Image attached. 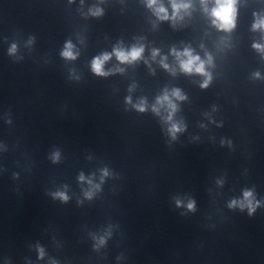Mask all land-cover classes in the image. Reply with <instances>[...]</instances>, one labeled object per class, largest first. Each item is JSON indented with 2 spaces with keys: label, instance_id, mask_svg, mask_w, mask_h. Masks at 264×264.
Instances as JSON below:
<instances>
[{
  "label": "clouds",
  "instance_id": "1",
  "mask_svg": "<svg viewBox=\"0 0 264 264\" xmlns=\"http://www.w3.org/2000/svg\"><path fill=\"white\" fill-rule=\"evenodd\" d=\"M212 3L211 8L208 7L209 3ZM146 6L152 11L153 15L159 21H170L173 26L182 21L186 15L190 14V9L192 7L191 0H168V5L171 8V13L169 12V7H166L161 0H145ZM203 6L204 12L210 17L211 23L220 31L231 32L236 26V16H237V3L238 0H200ZM103 10L100 8L89 9V14L93 16L102 15ZM253 30L264 31V18H258L252 25ZM253 47L260 52H264V45L253 44ZM15 45L10 49L11 53L15 52ZM145 51L143 44L133 45L130 49H125L121 45H117L113 48L111 53H103L100 56L95 57L91 62L92 71L98 76H107L112 72H123L122 68H114L110 71H105V64L114 56L120 64H132L143 57ZM176 60L179 70L184 74H197L204 77L201 84L202 88H206L211 81V74L207 71V68L212 65L213 58L210 54L205 53V58L202 59L198 54L194 53L191 47H185L182 51L175 48L171 50L170 53ZM61 55L68 60L76 59L78 53L74 51V45L69 41L65 44V48ZM160 56L158 49L152 50V60ZM167 57L160 58V65L165 70H168L175 74V69L171 68L168 63H166ZM147 63V61H145ZM186 97L182 94L179 89H173L169 92L167 89L164 90L161 96H158L155 104L152 106V111L160 116L161 110L163 109L166 115H162L161 119L169 125L168 134L175 139L177 133L184 130L181 122L175 121L174 116L178 110V104L174 101H183ZM127 103H131V98L127 99ZM137 111L144 112L147 109V102L141 99L138 103L133 105ZM59 159V153L53 154V161L56 162ZM107 170H104L101 176L103 180L104 176H107ZM80 181L86 182L90 187L88 190L84 191V196L87 199H91L95 191L99 190L100 185L94 184L91 178H86L81 174L79 177ZM54 198H58L62 201H67L68 196L63 191H57L52 194ZM177 206L180 207L182 202L177 200ZM259 201L256 200L253 191L245 190L243 192V198L241 200H233L229 203L230 208L239 207L241 210L247 208L249 215L255 212L256 208L259 207ZM189 211L195 210V202L189 200L186 205ZM98 243L103 245L105 239L103 237L99 238ZM40 258H43L44 251L42 248L38 249Z\"/></svg>",
  "mask_w": 264,
  "mask_h": 264
}]
</instances>
